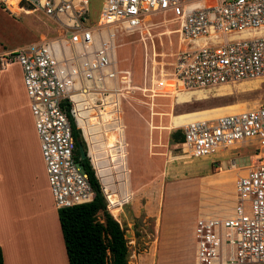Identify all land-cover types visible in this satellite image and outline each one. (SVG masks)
Segmentation results:
<instances>
[{"label": "built area", "instance_id": "2783aa9c", "mask_svg": "<svg viewBox=\"0 0 264 264\" xmlns=\"http://www.w3.org/2000/svg\"><path fill=\"white\" fill-rule=\"evenodd\" d=\"M20 2L62 29L58 38L34 41L1 56L3 68L10 62L21 68L57 209L89 203L95 196L75 158L68 106L73 115L74 96L107 91V84L126 79L114 68L103 31L107 37L131 33L146 17L171 13L186 43L175 63V79L183 89L209 90L246 81H259V90L264 85V0H103L93 21L90 0ZM259 101L243 112L180 126L182 146L195 158L219 156L231 146L264 150V89ZM234 189L231 210L200 216L195 222L198 264H264V160L237 176Z\"/></svg>", "mask_w": 264, "mask_h": 264}, {"label": "rangeland", "instance_id": "374dc122", "mask_svg": "<svg viewBox=\"0 0 264 264\" xmlns=\"http://www.w3.org/2000/svg\"><path fill=\"white\" fill-rule=\"evenodd\" d=\"M10 3L17 4L20 10L14 13ZM102 3L103 0H90L89 10L92 21L98 16ZM172 16L169 13L150 19L145 18L143 29L139 28L131 33L117 32L115 36L107 37L106 31H103L102 37L110 48L114 68L126 79L116 81L114 86L107 84L108 90L103 93L105 96L87 93L74 96V101L77 102L73 107L75 123L81 130L86 152L101 188L102 185L105 188L106 197L104 192L103 195L105 199L107 198V209L124 229L129 250L128 264L159 262V264H172V261L177 259H181L185 264H193L194 237L190 238L185 229H182L178 235L174 234L172 226L176 224L184 226L185 221L194 214L193 206L200 195L202 203L207 208H213H203L202 211L217 213L230 210L235 200L234 183L233 191H226L228 197L225 198L222 194H217L215 190L217 186H207L204 182L219 169H230L233 161L239 176L244 174L245 169L252 163H258L259 159L264 160V150H256L254 146L242 145L219 156L195 158L181 143L173 142L172 133L181 129L171 126L170 115L237 103H245L248 109H252L260 103L264 85L260 86V90L256 86L254 89H245V86L242 90L236 89L234 87L236 85L233 84L228 94L216 96L214 94L216 88H214L204 92L207 94L206 98L199 100L192 98L187 103H176L174 94L178 93L179 89H175V83L178 82L175 80V63L178 54L185 49L186 43L181 42L179 21ZM61 33L62 29L58 23L51 21L40 12L29 9L24 3H18V0H0V79L7 77L11 88L14 89L15 94L16 92L18 95L21 94L23 100L20 95L19 100L25 105L29 106V100L23 86L21 68L17 62H10L4 69L1 65V56L34 41L58 38ZM94 39L97 46L95 35ZM2 92L0 102L7 101L5 94L7 90ZM107 103L110 105H107V109H110L112 116L104 120L100 117L103 108L101 105ZM122 117L124 124L127 125L126 130L121 121ZM135 124L139 125L143 132L145 128L160 131V134L154 135L152 152L149 148L147 160L145 157L142 160L141 176L152 180V170H154V177L159 178L161 182L178 184L188 182L195 185V188L173 185L172 190L162 191L161 201L155 206V215H153L156 216L160 211L166 241V246L159 254L144 253V248L152 241L150 235L152 222L149 220H152L153 213L149 212L148 216L143 208L124 203L130 198L128 170L125 167V156L116 153V145L122 143L121 134L128 137L134 132ZM138 165L137 159H132L130 166L135 173L138 172ZM107 187H112V190L108 191ZM49 197L51 208L52 204L54 205L51 193ZM146 216H148L147 222L144 220ZM99 218L101 219V214ZM64 254L66 257L65 246ZM65 259L69 264L67 258Z\"/></svg>", "mask_w": 264, "mask_h": 264}, {"label": "crops", "instance_id": "0c3cea01", "mask_svg": "<svg viewBox=\"0 0 264 264\" xmlns=\"http://www.w3.org/2000/svg\"><path fill=\"white\" fill-rule=\"evenodd\" d=\"M85 85L92 87L93 83L86 82ZM4 90H7V93L4 92L7 101L0 102V248L4 264H22L23 256L27 252H31L33 255L34 261L32 260V262L34 264H54L48 249V242H56L59 249V264H67L57 208L53 204L51 208L49 207L48 180L29 106L19 100L21 94H19L20 97L17 92L15 94L7 77L0 79V94ZM105 92L107 91L96 92L93 95H104ZM120 112L122 111L120 110ZM121 121L124 130H126L127 125L124 124L123 117ZM133 127L134 132L128 137L121 134L122 143L116 145V153L125 156V167L128 170L130 198L124 203L143 208L148 216L149 212L153 213L152 220H149L152 222V233H150L152 241L144 248V253L159 254L166 246V241L162 230L160 211L156 216L153 215H155V206L161 201L162 191L172 190L173 185L193 188L195 185L188 182H179V184L161 182L159 178L154 177V170H152V180L141 176L143 172L142 160L144 157L147 160L148 150L149 148L151 150L153 142H155L154 135L160 134V131L145 128L143 132L139 125L135 124ZM132 159H137L139 164L137 173L130 166ZM234 170L231 168L228 170L219 169L215 175L204 182V185L217 186L218 188L215 189L217 194H222L227 198L225 192L233 191V183L237 177L238 171ZM220 172H226V175H220ZM102 190V192L105 190L103 185ZM107 190L111 191L112 187H107ZM202 202L200 195L194 203L192 217L185 221L183 227L181 224L173 225L172 233L178 235L182 229H185L190 238L194 237L196 220L200 216L216 214L202 211L203 208L213 209L207 208ZM148 216L144 218L146 222ZM177 260L172 261V264H185L181 259ZM193 264H198L195 254Z\"/></svg>", "mask_w": 264, "mask_h": 264}, {"label": "trees", "instance_id": "16d2710c", "mask_svg": "<svg viewBox=\"0 0 264 264\" xmlns=\"http://www.w3.org/2000/svg\"><path fill=\"white\" fill-rule=\"evenodd\" d=\"M70 109L69 105L67 116L75 141V158L87 174L95 196L89 203L57 209L68 263L128 264L129 250L124 229L107 209V201L89 158L81 159L79 144L85 151L86 144ZM172 140L182 144V130L172 133ZM0 264H4L1 248Z\"/></svg>", "mask_w": 264, "mask_h": 264}, {"label": "bare ground", "instance_id": "6f19581e", "mask_svg": "<svg viewBox=\"0 0 264 264\" xmlns=\"http://www.w3.org/2000/svg\"><path fill=\"white\" fill-rule=\"evenodd\" d=\"M10 7H11V10H13L14 12H18L20 10L15 3H10ZM146 18H148V17H146ZM143 26H144V23L142 24V27L140 29H143ZM178 29H179V27H178ZM182 41L184 42V40L181 38V42ZM202 41L203 40L200 39L196 42V44H201ZM56 49H57L56 54L58 57H60L61 55L59 53L57 46H56ZM170 79H171V77H170ZM258 83H259V81H246V82L234 84L236 86H234V85H222V86H219L215 89L214 94L216 96L228 94L231 92V90L233 88L232 86H234L236 89H242V90H244L243 88L245 86H246L245 89H247V88L248 89H254L255 86H256V88H258ZM175 89H179V92L174 94V100L176 103H187L192 98H195L196 100L206 98L207 94L204 92H209V90H210L209 89V90L188 91V90L183 89L182 85L179 82L175 83ZM171 96H172V94H171ZM107 105H109V104L107 103V104H104L102 106L103 108H102V112L100 114V117L104 120H108L112 116L110 109H107ZM248 108H249L248 105L245 103H237V104L226 105V106H222V107H215V108H211V109L197 110L195 112H190V113L186 112V113H182V114H178V115L172 114V115H170V124L173 127H180V126L186 125V124L193 122V121L209 120V119H214V118H217V117L225 115V114L243 112V111L247 110ZM108 122L109 121H107V123ZM230 148L235 149L236 146H231ZM234 169H235V167L232 166L231 170L235 171ZM219 174L220 175H226V172H220ZM48 247H49L48 249H49V252L51 254L53 263L59 264V258H58L59 257V249H58L56 242H48ZM32 260H33V255L31 254V252L30 253L27 252L23 256L22 264H34L32 262Z\"/></svg>", "mask_w": 264, "mask_h": 264}, {"label": "water", "instance_id": "95a60500", "mask_svg": "<svg viewBox=\"0 0 264 264\" xmlns=\"http://www.w3.org/2000/svg\"><path fill=\"white\" fill-rule=\"evenodd\" d=\"M79 152L81 155V159H85L86 157L88 158V153L83 149L82 145L79 144Z\"/></svg>", "mask_w": 264, "mask_h": 264}]
</instances>
